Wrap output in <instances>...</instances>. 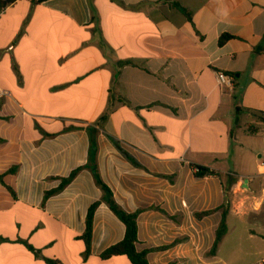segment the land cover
Returning a JSON list of instances; mask_svg holds the SVG:
<instances>
[{"label":"crops","instance_id":"crops-1","mask_svg":"<svg viewBox=\"0 0 264 264\" xmlns=\"http://www.w3.org/2000/svg\"><path fill=\"white\" fill-rule=\"evenodd\" d=\"M224 35L232 39L220 45ZM217 71L235 78L233 91ZM92 138L118 204L143 210L136 248L149 264H231L222 249L232 221L246 226L240 250L262 255L264 0L9 4L0 13V264H130L101 259L126 226L88 167ZM191 164L230 181L196 178ZM226 189L228 233L209 256ZM97 202L86 258L81 237Z\"/></svg>","mask_w":264,"mask_h":264},{"label":"trees","instance_id":"trees-1","mask_svg":"<svg viewBox=\"0 0 264 264\" xmlns=\"http://www.w3.org/2000/svg\"><path fill=\"white\" fill-rule=\"evenodd\" d=\"M39 1L42 2L44 0H39ZM13 2H14V0H7V1H1L0 0V11L5 9L9 4H11ZM174 6L177 7L178 9H181L182 12L186 13V15H189L186 12V10L183 9L179 4H174ZM230 39H232V36L224 35L220 39L219 44L224 45ZM127 64H131V63L124 62V63H120L119 65L124 66ZM90 134H92V133L90 132ZM114 143L118 147V149L121 150L119 144L115 141H114ZM97 151H98L97 141L92 138L91 152H90V163H89L88 167L90 168V170L93 174L96 185L102 190V192L104 194L102 202L105 203L110 208V210L116 215V217L126 226V234H125L124 239L120 243H118V244L110 247L108 250H106L101 255V259L106 261V260H111V259L119 257V256H125L130 261V264H149V261H148V253L149 252L140 253L137 251V248H136L137 243L139 241L138 240V231H139L138 219H139L140 214L143 212V210H139L135 213H127L118 204V202L116 201V199L114 197L112 190L104 183V181L100 175V172H99V169H98V166L96 163V159H95V156L97 155ZM121 151L124 153V155H126V157L130 160V162L134 166H136L140 169L142 168V166L134 158H132L127 153H125L123 150H121ZM190 167L194 171L196 178H206V177H215L216 176V177H219L222 179L221 174H218V173L212 171L208 167H204V166H200V165H196V164H191ZM82 170L83 169H79L77 171H74L68 178L62 179V183L58 189L46 193L45 198H44V204L48 201V199L50 197H52L56 194H59L67 186H69L77 178V176L79 175V173ZM168 178L171 180L174 179V177H168ZM228 181H230V177L228 178ZM100 204H101V202H97L90 207V209L88 211V216H87L86 231H85L84 235L81 237V240H83L85 245H86V251L84 254L86 258H89L92 254V240H93V233H94V221H95L96 212H97ZM220 210H222V212H223L222 213L223 219H222V223L220 224V227L217 231L215 245H214L212 251L209 253V256H215L217 254V251L219 249L221 242L223 241V239L225 238V236L228 233L227 219H228V216H229L230 210H231V199H230V196H229L227 189H226L225 203ZM212 213L213 212L197 214L196 217L197 218H203V217H206ZM0 241H4V239L0 238ZM28 248L30 250H33L32 247H28ZM46 262L48 264H59L58 262H55L52 260H46Z\"/></svg>","mask_w":264,"mask_h":264},{"label":"rangeland","instance_id":"rangeland-1","mask_svg":"<svg viewBox=\"0 0 264 264\" xmlns=\"http://www.w3.org/2000/svg\"><path fill=\"white\" fill-rule=\"evenodd\" d=\"M225 179L226 182L228 181V176L223 177L222 179ZM245 225L240 224L239 222L232 221L231 222V228L232 232L229 238L226 240L223 249H222V255L224 258L230 262L231 264H250L252 262H256L259 259L262 261L264 260V253L261 255L259 254H253L251 256L245 255L246 252L243 251L244 243L242 242V239L245 236ZM259 244V242H258ZM261 248H258L255 250L256 253L263 251L264 252V243L260 242ZM236 246V247H235ZM242 246V247H241ZM234 248H237V250ZM242 248V251L240 250Z\"/></svg>","mask_w":264,"mask_h":264},{"label":"built area","instance_id":"built-area-1","mask_svg":"<svg viewBox=\"0 0 264 264\" xmlns=\"http://www.w3.org/2000/svg\"><path fill=\"white\" fill-rule=\"evenodd\" d=\"M2 11H0L1 13ZM217 84L220 88L231 90L235 89V78L233 76L228 75L224 71L216 72ZM259 264H264V260H262Z\"/></svg>","mask_w":264,"mask_h":264},{"label":"water","instance_id":"water-1","mask_svg":"<svg viewBox=\"0 0 264 264\" xmlns=\"http://www.w3.org/2000/svg\"><path fill=\"white\" fill-rule=\"evenodd\" d=\"M246 183H248V181H246Z\"/></svg>","mask_w":264,"mask_h":264}]
</instances>
